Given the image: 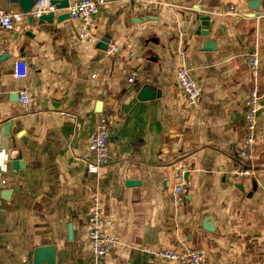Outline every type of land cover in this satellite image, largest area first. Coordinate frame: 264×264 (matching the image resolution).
<instances>
[{
    "label": "crops",
    "instance_id": "1",
    "mask_svg": "<svg viewBox=\"0 0 264 264\" xmlns=\"http://www.w3.org/2000/svg\"><path fill=\"white\" fill-rule=\"evenodd\" d=\"M258 1L108 0L88 28L61 7L52 19L0 29V165L13 176L0 186V264H91L94 192L115 222L118 244L106 264H177L153 252L194 248L209 251L205 264H264L263 111L251 161L239 157L247 96L264 90ZM227 4L243 5L246 15L213 14ZM0 6L23 12L19 0ZM204 16L213 20L208 37L201 36ZM111 44L118 54L107 53ZM250 53L259 56L256 71ZM20 59L29 66L24 80L13 75ZM184 67L201 88L193 108L176 83ZM146 87L159 96L141 100ZM103 111L116 116L111 163L89 175ZM183 165L188 193L179 202L173 191ZM243 166L252 174L237 177Z\"/></svg>",
    "mask_w": 264,
    "mask_h": 264
},
{
    "label": "built area",
    "instance_id": "2",
    "mask_svg": "<svg viewBox=\"0 0 264 264\" xmlns=\"http://www.w3.org/2000/svg\"><path fill=\"white\" fill-rule=\"evenodd\" d=\"M55 0H37L33 8L25 12H16L6 10L0 6V29L12 31L17 24L26 19L39 21L42 17L55 15L59 12ZM144 2L148 0H130ZM108 3V0H78L66 8L70 19L81 21L85 28L92 24V20L98 15L101 8ZM213 14L219 16H230L239 20L246 15V8L241 4H227L216 8ZM83 37L87 34L83 33ZM120 51L117 44H111L108 47L109 55H116ZM2 53V40L0 36V55ZM250 68L254 71L259 69L260 61L257 53H250L247 57ZM13 75L16 79L24 80L29 76V66L24 59L15 61ZM136 72L130 74L129 82H133ZM176 83L186 99L187 106L193 108L201 97V88L189 68H181L176 72ZM19 100L22 104L30 103V95L27 90L19 92ZM264 112V90L253 89L246 99L245 111V130L246 135L240 149L239 157L243 164L251 161L254 152L256 139L259 133V114ZM116 116L109 112H101L94 134L91 138L92 157L86 164V171L89 175H97L101 169L111 163L110 154V133L111 124ZM186 166H181L177 176V183L174 187V196L179 202H184L188 189L185 183ZM252 174V170L243 166L236 171L237 177H247ZM13 181V176L7 174L0 165V186L8 187ZM87 236L91 245L93 259L91 264H106L112 250L117 246L118 240L115 234V222L112 218L103 216L101 197L98 192H94L91 200V209L89 212V225ZM152 252V250L149 249ZM157 258L165 261L175 262L177 264H205L207 262L209 251L201 248H194L187 252H179L174 249H165L153 252Z\"/></svg>",
    "mask_w": 264,
    "mask_h": 264
},
{
    "label": "water",
    "instance_id": "3",
    "mask_svg": "<svg viewBox=\"0 0 264 264\" xmlns=\"http://www.w3.org/2000/svg\"><path fill=\"white\" fill-rule=\"evenodd\" d=\"M261 1L262 0H259L258 3H255L254 4V6H257V4L260 5ZM19 2H20V5H21V8H22V11L25 12V13H27V12H29L33 8V6L36 3V0H19ZM54 3L57 4L58 8H61V7L62 8H67L69 6L68 3H66V4L63 5L62 2L59 1V0H55ZM65 17L70 18L68 14ZM52 18H54V15L53 14L52 15H48V16H44V17H42L39 20V22H42L44 20H49V19H52ZM30 21L33 22L32 20H30ZM199 21L202 24L201 36L208 37L210 35V32H209L210 26L209 25H210L211 21H213L212 20V17L211 16H204V17L200 18ZM214 47L215 46L213 44H209V43H206V45H205V49H214ZM157 95L159 96V92H156L154 90H149V88L146 87V88H144L142 90V92L140 94V99L141 100H149L151 98H154ZM99 108H101V105H99ZM6 135H9V132L6 133ZM20 161H21V157H19L18 159H16V160L13 161V168L15 170H19V168L21 166ZM209 221H212V218H208L204 222V227L207 230L212 231L213 230L212 225L210 227L207 226V223Z\"/></svg>",
    "mask_w": 264,
    "mask_h": 264
}]
</instances>
